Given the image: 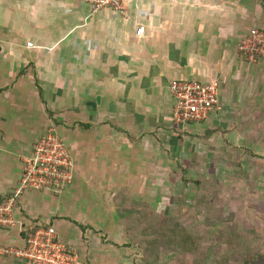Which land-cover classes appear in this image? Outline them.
Masks as SVG:
<instances>
[{"label": "crops", "instance_id": "0c3cea01", "mask_svg": "<svg viewBox=\"0 0 264 264\" xmlns=\"http://www.w3.org/2000/svg\"><path fill=\"white\" fill-rule=\"evenodd\" d=\"M15 2L14 35L0 31V201L13 196L24 160L51 128L72 157L73 184L63 203L49 189L15 196L16 222L0 227V246H22L21 226L29 223L53 225L79 246L83 231L94 228L76 218L79 208L98 205L86 194L100 196L115 181L121 158L128 166L136 158L162 161L150 150L165 138L175 144L182 130L199 131L264 95V60L237 55L250 27L264 30V0H124V14L92 12L80 0ZM172 79L216 82L220 109L187 127L176 123ZM120 189L129 192L123 185L114 193ZM23 263L0 255V264Z\"/></svg>", "mask_w": 264, "mask_h": 264}, {"label": "rangeland", "instance_id": "374dc122", "mask_svg": "<svg viewBox=\"0 0 264 264\" xmlns=\"http://www.w3.org/2000/svg\"><path fill=\"white\" fill-rule=\"evenodd\" d=\"M15 3L0 0V31L11 30L10 35L16 29ZM257 100L245 104L253 107L246 113L237 107L199 131L182 130L175 144L165 138L160 150H150L162 161L136 158L128 166L121 158L115 181L104 183L100 196L94 189L86 194L98 205L79 208L84 213L77 219L104 229L83 231L79 246L70 244L83 261L264 264V95ZM68 185L52 190L59 203ZM123 185L129 192L114 193ZM182 230L189 241L177 240Z\"/></svg>", "mask_w": 264, "mask_h": 264}, {"label": "built area", "instance_id": "2783aa9c", "mask_svg": "<svg viewBox=\"0 0 264 264\" xmlns=\"http://www.w3.org/2000/svg\"><path fill=\"white\" fill-rule=\"evenodd\" d=\"M88 4L92 12L110 8L124 14V0H80ZM145 32V26L135 29L138 37ZM32 47V42H27ZM238 57L247 63L264 60V30L252 26L237 47ZM174 100L173 118L176 123L203 121L211 111L220 109L219 90L216 82L196 79H172L168 85ZM73 160L53 128L33 145L31 156L24 160L19 186L9 199L0 201V227H12L14 219V198L25 190L59 191L72 179ZM22 246L1 245L0 255H13L28 264H86L81 254L64 242L51 225L29 223L22 225ZM21 232V233H22Z\"/></svg>", "mask_w": 264, "mask_h": 264}, {"label": "trees", "instance_id": "16d2710c", "mask_svg": "<svg viewBox=\"0 0 264 264\" xmlns=\"http://www.w3.org/2000/svg\"><path fill=\"white\" fill-rule=\"evenodd\" d=\"M211 132H212V130H209L207 133H211ZM6 199H7V198H6ZM6 199H3V200H6ZM46 226H48V225H46ZM182 233H183V235L179 234L177 240H181L182 237L187 238L188 241H189V239H191V236H190L189 234H185L186 236L184 235V230H182ZM25 235H26V234H25L24 232H22V236L25 237ZM186 247H188V246H186ZM86 264H88L87 261H86Z\"/></svg>", "mask_w": 264, "mask_h": 264}]
</instances>
